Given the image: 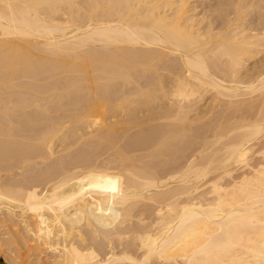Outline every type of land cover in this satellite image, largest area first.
I'll return each instance as SVG.
<instances>
[{
    "label": "bare ground",
    "instance_id": "obj_1",
    "mask_svg": "<svg viewBox=\"0 0 264 264\" xmlns=\"http://www.w3.org/2000/svg\"><path fill=\"white\" fill-rule=\"evenodd\" d=\"M195 1L0 0L5 264H264V0Z\"/></svg>",
    "mask_w": 264,
    "mask_h": 264
},
{
    "label": "rangeland",
    "instance_id": "obj_2",
    "mask_svg": "<svg viewBox=\"0 0 264 264\" xmlns=\"http://www.w3.org/2000/svg\"><path fill=\"white\" fill-rule=\"evenodd\" d=\"M201 1L203 2V0H201ZM201 1H200V0H196V1L194 2V4L198 6V7H197V8H198V11H201L200 14H201V13H204V12H210V11L213 12L212 9H213L214 7L217 8V10H218V9L220 10L221 7L219 8V6H220V4L223 2L222 0H220V1L218 0V2H217V0H215V1H214V0H204L203 3H202ZM219 2H220V3H219ZM214 3H215V4H214ZM218 3H219V6H218ZM223 3H224V2H223ZM261 3L263 4L264 1L261 2ZM199 4H200V5H199ZM213 4H214L215 6H214ZM263 5H264V4H263ZM202 6H204V7H202ZM207 6H208V7H207ZM208 8H209V9H208ZM211 8H212V9H211ZM221 9H223V8H221ZM257 9H258V8H257ZM213 10L215 11V9H213ZM223 10H224V9H223ZM256 15H259V14L256 13ZM203 106H204V105H202L200 108H202ZM198 124H199V123H196L195 128L192 127L194 131H195V130H198V132L200 131V128L197 129V127L199 126ZM193 125H194V124H193ZM197 125H198V126H197ZM201 131H202V130H201ZM188 138H189V137H188ZM190 138H193V137H190ZM259 146H260V145H259ZM259 146H257V148H258ZM77 148H78V146H76L73 150H75V149H77ZM254 156H255V155H253V160L258 159V158H255V157H257V156H255V157H254ZM258 160H259V159H258ZM258 160H257V161H258ZM38 166H39V165H38ZM20 170H21V169H20ZM14 171L18 173V170L15 168V169L13 170L12 174H11V175H12L11 177L14 178V176H15V178H16V177H17V173H15ZM1 173H3V172H1ZM39 188H41V186H39ZM39 188H38V190H40ZM106 213H107V212H106ZM14 218H15V217H14ZM15 219H16V218H15ZM94 219H95V220H93L92 223L94 224V221H95V225H96V221H97V223H98L97 225H99V221H98V219H97V218H94ZM133 219H134V218H133ZM82 222H84V221H82ZM102 224H103V225L106 224V221H103ZM103 225H101V223H100V225H99V226H100L99 228H100L101 230H102V227H101V226H103ZM106 225L109 226L110 224L107 223ZM1 231H2V232H0V233H2L1 236L4 237V238L7 237L6 234H3V233L5 232V230H1ZM7 246H8V247H7ZM11 247H13V245H9V244H6V245H5V244H4V245L2 246V249H0V263H2V264H3V263H4V264L6 263L7 258L5 257V255H6L7 252H5V251L7 250L6 248H11ZM3 248H4V249H3ZM119 248H120V247H118L117 250H119ZM12 249H14V247L11 248L10 252L12 251ZM2 250H3L4 252H3ZM106 250H107V249H106ZM1 251H2V252H1ZM7 251H8V250H7ZM12 252H13V256L16 255V254H15V253H16V250H13ZM12 252H11V253H12ZM3 254H4V255H3ZM7 254H8V253H7ZM9 254H10V253H9ZM10 255L12 256V254H10ZM3 256H4V257H3Z\"/></svg>",
    "mask_w": 264,
    "mask_h": 264
}]
</instances>
